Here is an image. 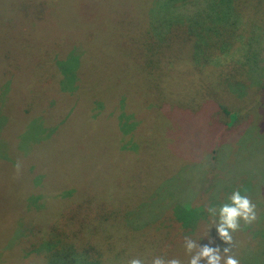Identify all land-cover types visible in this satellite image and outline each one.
I'll return each instance as SVG.
<instances>
[{"label": "rangeland", "instance_id": "374dc122", "mask_svg": "<svg viewBox=\"0 0 264 264\" xmlns=\"http://www.w3.org/2000/svg\"><path fill=\"white\" fill-rule=\"evenodd\" d=\"M197 1L174 14L186 19L196 9L193 16L209 33L221 31L237 13L245 15L247 32L263 23L256 7L244 8L245 0ZM85 2L92 9L83 11ZM153 2L148 14L166 10ZM123 5L117 0L112 11ZM100 6L101 0H0V264H47L44 246L62 233L69 250L88 248L92 261L81 264H127L134 257L150 264L158 256L188 264L199 247L187 253L185 237L199 246L213 238L216 247L220 236L212 225L183 224L176 207H212L208 212L218 224L217 205L229 202L235 190L256 205V219L241 220L239 229L254 242L238 241L232 253L240 264L259 257L264 264L258 256L264 255V97L263 103L259 95L253 98L264 69L247 63L249 56L259 60L264 38L239 37L229 50L207 58L215 80L207 93L233 102L236 97L240 113L230 116L232 132L222 142L207 119L189 117L204 115L203 107L175 104L188 101L186 92L160 97L169 103H161V114L154 106V122L143 120L142 127L137 113L107 111L106 101L78 96L93 88V75L105 94L116 81L95 50H116L106 39L98 42L100 30L119 32L129 24L104 17ZM174 14L169 20L177 19ZM176 74L171 91L187 84L182 71ZM210 124L217 126V119Z\"/></svg>", "mask_w": 264, "mask_h": 264}, {"label": "trees", "instance_id": "16d2710c", "mask_svg": "<svg viewBox=\"0 0 264 264\" xmlns=\"http://www.w3.org/2000/svg\"><path fill=\"white\" fill-rule=\"evenodd\" d=\"M116 1L101 0L103 6H100L98 12L105 14L104 17L111 16L114 20L124 21V24L129 25L123 26L124 28L119 32L118 30L111 29L100 30L104 33V36H101L98 42L106 39L107 42L113 44L116 50H107L111 47L104 48L101 46L95 50L97 55L103 57L102 62L110 67L112 78L116 81L109 87V92L105 94L101 87V80L93 75V88L88 93L80 91L78 93L79 98L104 100L107 103L105 109L110 106L115 107L117 111L126 109L128 112L137 113L141 117L140 124L143 127V120L150 121L148 119L150 118L154 122V106L157 112L161 114L164 102L169 103L168 101L160 100V97L172 94L175 96L177 93L186 92L188 101L175 104L185 107L187 110H197L198 107H203L204 115L190 114L189 117L197 116L200 119L201 117L207 119L209 121L208 128L219 138V142L226 139V136L232 132L233 128L230 116L233 119H237L240 116L238 109L235 108L237 98H232L234 102L227 99L220 100L207 93L208 83L215 84L214 78L211 77L212 73L209 70L210 62L207 58L216 51L229 50V48L234 46L235 40L239 37H243L244 41L249 36H258L260 39L264 38V0H245L246 4L244 6L246 9L256 7L254 12L259 18H262L263 23L257 22L258 24L250 32H247L246 22L244 23L242 20V17H245V15L237 13L235 19L228 21L229 24L225 25L216 34L209 33L206 29H203L206 24L199 22L193 16V13H195L193 11L196 9L190 10L192 12L191 14L189 12V16L187 15L186 19L180 16L181 12L179 11L174 14L176 9H181L184 5L195 1L198 2L197 0H158L163 3L162 7H166V10H159V12L152 10L149 14V8L154 3V0H121L124 5L114 12L112 11L111 4ZM92 6L93 3L88 2L87 4L85 2L82 6L83 11H89L92 9ZM170 13H173L177 19L169 20ZM127 14L131 16L129 21L125 18ZM141 15L147 16L150 21L140 19ZM155 16H158V19H160L159 23L156 22ZM138 17L139 21H136ZM134 42H138L136 44L140 45L139 54H135ZM253 46H255V40ZM258 48L260 51L259 60L257 61L256 57L249 56L247 63H259L260 68L264 69V45H260ZM104 50L108 53L120 51L116 54H107L104 53ZM199 56L204 57V60L197 63L196 59ZM169 63V66L172 68L166 69L163 65ZM243 66L247 67L246 64ZM178 71H182L185 77H187L186 87L180 89L173 88V91H171V88L176 85V77L179 74L176 73ZM230 77L238 79V77L236 78L232 75ZM171 82L172 85L170 86ZM154 85L156 86L154 87ZM162 86L164 87L163 92L162 88H160ZM256 89L253 98L259 95V102L263 103L264 75L258 80ZM224 102H228V104ZM161 103L163 104L161 105ZM106 110L108 111V109ZM174 113L177 115L178 111L175 110ZM213 118L217 119V126L210 124V120ZM262 174H264V171ZM222 194L225 195L223 192ZM224 203L227 202L225 201ZM223 204L220 203L217 205V208H220ZM199 207L197 205H186V207L178 205L176 207V215H178V218L185 225H194L201 222L207 224V226L212 225V230L217 228L216 216L211 215L206 209L203 210ZM107 216L108 214L104 213L100 218L101 221H105ZM232 236V245L238 241L247 242L249 245L254 242V239L248 237L247 232L240 229L232 233ZM48 240L44 246L49 250L46 251L47 264H81L85 260L90 259L91 255L88 248L85 252H74L66 248L67 241L63 233L54 235ZM210 240L212 241L213 238ZM220 241H223L219 239L218 245L221 250L227 244L223 242V245ZM212 245L214 243L210 244V246ZM258 256L264 255L258 253ZM240 258L239 260L242 259ZM259 258H256L255 261L253 260V264H258L260 262ZM90 261L92 260L90 259ZM200 264H207V261Z\"/></svg>", "mask_w": 264, "mask_h": 264}, {"label": "clouds", "instance_id": "9594fccd", "mask_svg": "<svg viewBox=\"0 0 264 264\" xmlns=\"http://www.w3.org/2000/svg\"><path fill=\"white\" fill-rule=\"evenodd\" d=\"M229 202L224 203L219 208V222L216 225L220 239L228 245L223 248V255L220 252V246L209 245L199 246L197 242L185 237V249L187 253H192L199 247L198 253L192 255L188 260V264H198L201 259H206L207 264H240L239 259L232 253V233L240 228L241 220L245 224H251L256 219V205L251 201L247 195H242L239 190L233 191L228 198ZM209 212H213V208L209 207ZM127 264H146V262L134 257L128 260ZM150 264H181L178 258L166 259L162 256L154 257Z\"/></svg>", "mask_w": 264, "mask_h": 264}]
</instances>
